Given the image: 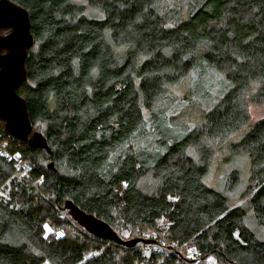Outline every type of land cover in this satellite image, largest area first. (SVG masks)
<instances>
[{
	"label": "trees",
	"instance_id": "obj_1",
	"mask_svg": "<svg viewBox=\"0 0 264 264\" xmlns=\"http://www.w3.org/2000/svg\"><path fill=\"white\" fill-rule=\"evenodd\" d=\"M12 1L49 147L0 119V264H264V0Z\"/></svg>",
	"mask_w": 264,
	"mask_h": 264
},
{
	"label": "water",
	"instance_id": "obj_2",
	"mask_svg": "<svg viewBox=\"0 0 264 264\" xmlns=\"http://www.w3.org/2000/svg\"><path fill=\"white\" fill-rule=\"evenodd\" d=\"M33 42L28 10L12 0H0V119L14 138L48 148V140L43 134L32 133L33 124L27 101L17 90L18 85L27 78L26 58ZM118 187L123 188V183ZM66 207L76 221L93 234L126 245L138 241L130 242L119 237L104 220L86 213L72 201H67Z\"/></svg>",
	"mask_w": 264,
	"mask_h": 264
},
{
	"label": "rangeland",
	"instance_id": "obj_3",
	"mask_svg": "<svg viewBox=\"0 0 264 264\" xmlns=\"http://www.w3.org/2000/svg\"><path fill=\"white\" fill-rule=\"evenodd\" d=\"M3 32L4 31H1V33H3ZM205 77L208 78V81H209L208 84L205 85L207 91L210 92V93H214V94L215 93H218L219 86H218L217 80H218L219 77L218 76H214V75H210V74L206 75ZM196 78H197V75L194 74L193 77H192V82L190 84L191 86H192V83H194L196 81ZM200 82H203V81H200ZM183 87H185V85H183ZM180 94L183 95L182 93H180ZM205 99L206 98L202 99L203 102L206 101ZM249 109H250V114H251V120L253 122L254 121H257V120H259V119H261V118L264 117V104L263 105L253 104V105H251L249 107ZM124 187H125V184L123 183V188ZM123 188L122 187H118V190L121 192L123 190ZM243 202H244L243 199H239L237 203L243 205L244 204ZM248 213L250 214L251 211H249ZM251 217L252 216L250 215L249 216V221L252 224V226L254 227L255 225H254V223H252ZM132 237L133 236L131 235L130 238H132ZM142 243H145V245H148L147 246L148 249H153V248L156 249V247H154V246H156V244L154 242H149V241L146 242V241H143ZM193 253H195L194 250L191 249V248H188L187 255H193ZM210 260L212 261V258H210Z\"/></svg>",
	"mask_w": 264,
	"mask_h": 264
},
{
	"label": "snow or ice",
	"instance_id": "obj_4",
	"mask_svg": "<svg viewBox=\"0 0 264 264\" xmlns=\"http://www.w3.org/2000/svg\"><path fill=\"white\" fill-rule=\"evenodd\" d=\"M60 235H61V236H63V235H64V233H60Z\"/></svg>",
	"mask_w": 264,
	"mask_h": 264
},
{
	"label": "built area",
	"instance_id": "obj_5",
	"mask_svg": "<svg viewBox=\"0 0 264 264\" xmlns=\"http://www.w3.org/2000/svg\"><path fill=\"white\" fill-rule=\"evenodd\" d=\"M17 163L20 164L19 160H17Z\"/></svg>",
	"mask_w": 264,
	"mask_h": 264
}]
</instances>
